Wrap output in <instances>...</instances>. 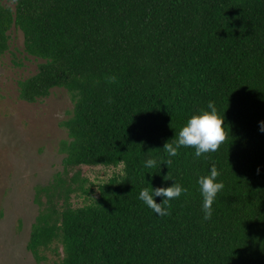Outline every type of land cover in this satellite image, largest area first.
Here are the masks:
<instances>
[{
  "label": "trees",
  "instance_id": "1",
  "mask_svg": "<svg viewBox=\"0 0 264 264\" xmlns=\"http://www.w3.org/2000/svg\"><path fill=\"white\" fill-rule=\"evenodd\" d=\"M12 29L42 60L18 82L19 98L60 88L73 105L60 124L62 171L34 188L27 250L37 263L264 264V0H1L0 56ZM209 102L224 115L218 150L181 148L145 168L168 158L165 143ZM212 164L224 188L204 221L197 180ZM81 166L123 174L74 208ZM174 182L188 192L168 216L139 199Z\"/></svg>",
  "mask_w": 264,
  "mask_h": 264
},
{
  "label": "rangeland",
  "instance_id": "2",
  "mask_svg": "<svg viewBox=\"0 0 264 264\" xmlns=\"http://www.w3.org/2000/svg\"><path fill=\"white\" fill-rule=\"evenodd\" d=\"M10 35L9 51L0 56V264H49L37 263L27 250L39 210L34 188L47 185L62 171L59 144L68 137L60 124L73 105L60 88L35 103L19 98L18 82L36 74L42 60L25 52L19 30L12 29ZM78 169L72 183L74 208L90 204L99 197L101 185L123 174L122 166Z\"/></svg>",
  "mask_w": 264,
  "mask_h": 264
},
{
  "label": "clouds",
  "instance_id": "3",
  "mask_svg": "<svg viewBox=\"0 0 264 264\" xmlns=\"http://www.w3.org/2000/svg\"><path fill=\"white\" fill-rule=\"evenodd\" d=\"M224 115L221 117L214 102L207 104V110H201L199 113L192 115L186 124L180 129L178 135L171 142L164 145L163 151L167 159L158 161L156 158L147 159L143 166L145 168H154L171 163V157L178 154L181 148H194L195 157H201L204 154L215 152L225 140ZM259 131L264 133V121L258 123ZM260 169H257L259 173ZM220 175L215 164H212L209 174L201 176L197 180L199 192L202 197L201 211L203 220L209 221L213 216L212 205L218 192L224 188L222 182H218ZM188 189L175 183L170 187H159L151 190L145 188L139 193V199L159 217L169 215L168 207L170 201L178 199L183 194H187ZM154 197H162V202L157 204Z\"/></svg>",
  "mask_w": 264,
  "mask_h": 264
}]
</instances>
